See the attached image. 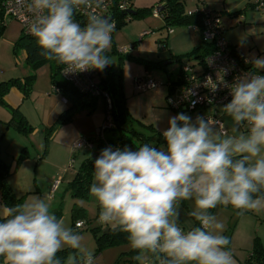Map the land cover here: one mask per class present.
Returning a JSON list of instances; mask_svg holds the SVG:
<instances>
[{"label": "clouds", "instance_id": "obj_1", "mask_svg": "<svg viewBox=\"0 0 264 264\" xmlns=\"http://www.w3.org/2000/svg\"><path fill=\"white\" fill-rule=\"evenodd\" d=\"M103 5L104 0H29V31L40 55L70 71H103L111 63L106 52L114 30V22L96 11ZM78 13L86 14L85 24L76 20ZM253 67L264 69V58ZM209 81L212 92L229 89L231 100L221 111L231 118L230 131L178 113L162 132L165 147L108 146L94 160L89 194L100 206L99 222L128 234L137 252L132 259L140 264H235L229 238L221 234L224 225L209 209L231 205L238 215L264 209V75L248 72L231 84ZM189 200L194 208L188 215L199 226L184 228L180 202ZM81 241L39 197L8 207L0 221L4 264H94ZM65 247L76 251L62 260L57 254Z\"/></svg>", "mask_w": 264, "mask_h": 264}, {"label": "rangeland", "instance_id": "obj_2", "mask_svg": "<svg viewBox=\"0 0 264 264\" xmlns=\"http://www.w3.org/2000/svg\"><path fill=\"white\" fill-rule=\"evenodd\" d=\"M181 2L185 10L204 7L218 14L224 28L223 37L252 63V68L255 59L264 58V17L254 8L253 0ZM131 3V10L142 11L143 15L125 19L111 33L107 50L111 58L110 66L116 75L121 76L123 94L132 119L153 125L163 132L169 126V118L178 114L168 103L170 98L176 97L178 84L174 83V89L170 90L168 82H176L182 63L198 62V59L186 54L203 40L198 32L187 26H175L170 34L166 28H161L165 25L164 21L155 11L162 0H132ZM22 36V27L15 20L8 21L0 32V156L7 162L14 160L17 163L18 178H9L15 195L23 196L24 203L37 197L44 199L50 205V211L69 228H72L71 209L81 207L85 214L78 220L85 225L80 230L75 227L73 230L81 235L82 248L93 252L94 264H140L132 259L137 252L131 249L129 243L104 248L95 254L98 251L95 234L104 236L108 228L113 227L98 221L100 206L94 197L89 194L87 198L79 199L71 193L70 183L78 167L95 150V146L85 145L78 149L73 146L83 137L94 136L106 122L103 97L95 99L93 108L80 109L69 115V119L58 120L70 102H66L61 93L53 92L48 65L33 69L26 62L24 48L18 43ZM165 36L166 47L159 49V41ZM122 48L130 49L129 54L120 56ZM171 56H179L180 61L169 60L164 65L165 58ZM29 76H33V80L27 95L16 86H7L12 80L24 83ZM138 78H150L158 85L138 90L135 86ZM22 117L26 126L31 128L30 132L15 127V121ZM138 129L151 136L150 145L158 148L166 146L163 136L157 143L151 130ZM105 135L108 136L109 132L106 131ZM93 178L94 174L91 184ZM239 211L231 205L225 206V224L221 234L229 238L228 246L235 254L233 258L240 255L243 261L256 242L264 248V209L260 212L245 211L243 215H238ZM75 251L65 247L57 256L63 260ZM0 264H4L3 257H0Z\"/></svg>", "mask_w": 264, "mask_h": 264}, {"label": "trees", "instance_id": "obj_3", "mask_svg": "<svg viewBox=\"0 0 264 264\" xmlns=\"http://www.w3.org/2000/svg\"><path fill=\"white\" fill-rule=\"evenodd\" d=\"M161 6H163V9L160 11V16L165 24L161 28L173 29V27L175 26H201L202 14L199 12L193 13L192 15L185 14L184 5L181 0H162V3L158 7ZM142 15V11H136L135 15L130 14L129 17L125 16L124 14H119L116 18L117 23L114 27V30L117 29L119 25L125 21V19L130 20L132 17H141ZM5 25L6 24L0 26V32L5 27ZM166 39L167 36L161 39V41L164 42L165 46ZM18 43L23 46L25 52V60L33 69H38L43 65H48L49 78L52 84V89L54 87L59 88V93H61L65 97L67 102H70V106L60 114L58 120L69 119V115H72L75 111H78L80 109L93 108L95 99L99 96H90L88 94L79 92L74 87H72V85L64 81L60 74L62 64H59L56 61L46 60L43 56H41V49L37 45L34 37L23 34ZM210 50L211 46L202 41L200 45L193 48V50L187 53L186 56H192L198 59L199 62H202L204 57L209 53ZM233 50L235 51L234 47ZM106 54L108 55L107 52ZM128 54L129 52L120 53V56ZM167 60L180 61V57L171 56ZM32 80L33 76L27 77L24 83H19L18 81L12 80L8 83L7 86H16L19 88V90L23 91L24 95H27L30 90V84ZM98 82L99 89L106 92L112 102V126L109 129H105L103 131V139L96 136V132L92 137H85L92 143L93 148L95 146V150L91 153L90 157L85 158L84 161L80 164L72 179V182L70 183L72 196L79 199H85L89 196L91 179L94 174V160L100 155L102 149L108 146H112V148L115 150V148L117 147L123 149L125 146H127L131 150H136L145 143L149 144L151 136L146 135L138 128H145L149 131L151 130L156 136L158 142H160V138L162 137V135L154 129L153 125H147L141 120L132 119L123 94L121 76H118L114 73L112 67L110 66V63L104 68L103 71L99 72ZM174 83H177V79L176 82H168L170 90L174 89ZM11 121L13 122L14 120ZM15 127L19 130L28 132L31 131V128H28L25 121H23V117L22 119H18L17 121H15ZM52 127L49 128V132H51ZM244 130L246 131V129ZM106 131L109 132L108 136L105 135ZM46 139H48V137H46ZM9 170L10 165L0 156V202L4 209H7L8 207H11L13 205L24 203L23 196L17 197L14 194L11 185L9 184ZM71 213V227L72 229H75L74 222L80 219V217H83L85 213L84 210L79 206L73 207L71 209ZM4 218L5 216H0V221H2ZM88 222L89 219H87L86 223ZM105 234L108 236H98L95 234L98 250L95 254L100 253L101 249L104 248L118 246L122 243H129L128 234L119 230L118 228H108V231ZM244 264H264V248H262L259 243L256 242L254 244V247L248 258L245 260Z\"/></svg>", "mask_w": 264, "mask_h": 264}, {"label": "built area", "instance_id": "obj_4", "mask_svg": "<svg viewBox=\"0 0 264 264\" xmlns=\"http://www.w3.org/2000/svg\"><path fill=\"white\" fill-rule=\"evenodd\" d=\"M132 0H104V5L97 9V13L101 16L110 17L116 25V18L119 14H124L129 17V10L132 9ZM29 0H0V26L7 24L10 20L17 21L24 35L32 36L29 31L31 14L27 10ZM254 8L261 12L264 17V0H253ZM158 8V7H157ZM155 11V14L160 15V12ZM199 12L202 14L201 26H190L197 31L202 40L211 46V50L204 57L202 62L191 64L190 62L182 63L180 71L177 75V94L173 99L168 100L171 109L177 113H192L196 111L204 112L203 117L211 121L217 126V129L222 130L223 123L221 120V107L231 100L229 89L221 87L218 91L210 90L211 83L207 82L210 77L213 82H217L220 78L231 84L234 79L248 72H257L264 75V69L256 70L252 68L249 60L233 50L232 45L223 37V25L218 14L201 7L185 10L184 13L192 15ZM76 20L82 25L86 23V14L78 13ZM168 34L173 29L167 28ZM143 32L142 34H145ZM33 37V36H32ZM166 46L163 41L159 42V49H164ZM120 53H128L130 49L122 48ZM99 70L90 69L85 71H70L67 65L62 64L61 77L64 81L72 85L79 92L90 96H102L106 107V122L97 129L96 136L103 139V131L109 129L111 124L112 102L106 92L101 91L98 87ZM158 85L150 78L140 79L135 81V86L138 90H146L155 88ZM53 92L59 93V88L54 87ZM168 95L167 97H169ZM243 128V127H241ZM245 129V128H243ZM92 147V143L85 137L74 143V148L78 149L83 146ZM114 150V149H113ZM79 225V226H77ZM82 221H76L74 227L81 229L84 227Z\"/></svg>", "mask_w": 264, "mask_h": 264}, {"label": "crops", "instance_id": "obj_5", "mask_svg": "<svg viewBox=\"0 0 264 264\" xmlns=\"http://www.w3.org/2000/svg\"><path fill=\"white\" fill-rule=\"evenodd\" d=\"M191 28V27H190ZM194 32H197L194 30ZM167 44V42H166ZM235 51L238 53V51L235 49ZM166 54V53H164ZM239 54V53H238ZM169 58V57H168ZM167 58V59H168ZM165 58V64L166 65L167 63H169L170 61L167 60ZM251 63V62H250ZM252 64V63H251ZM15 92L20 94L19 91L17 89H15ZM67 102V101H66ZM12 105H14V102L12 103ZM222 112V111H221ZM130 113V112H129ZM221 114V120H222V123H223V128L222 130H219L217 129L218 131L220 132H225V131H230L231 127H232V121H231V118L229 116H227L225 113H220ZM188 116L192 117L193 120H195V118L197 116H202L204 115V112H201V111H196V112H193V113H189L187 114ZM157 122V121H156ZM158 125V124H157ZM96 127V126H95ZM160 127V126H159ZM158 133H162L160 129L158 128H154ZM241 131H245L243 128H241ZM43 131L41 130V134L43 135L44 133H42ZM162 135V134H161ZM161 142V140H160ZM159 143V142H158ZM71 144V143H70ZM93 148V147H92ZM158 148V147H157ZM8 164L10 165V170H9V178L10 176L13 178H18L17 176V163L13 161L11 162H8ZM10 181V180H9ZM16 182H20L18 179H16ZM9 184L11 185L13 191L15 192V188L13 187L12 183L9 182ZM15 194V193H14ZM194 208V204H193V201L189 200V201H183L180 202V219H179V224L181 227H184V228H190L192 225H195V226H199L198 225V222H196L194 220V218H191L188 213H190ZM0 216H5V212H6V209H4L1 205V202H0ZM101 211V209H100ZM209 212L213 215H215L217 217V220L222 222L223 225L225 224V206L224 205H218L216 208L214 209H209ZM100 213V212H99ZM98 221H99V217L97 218ZM77 221H81V220H77ZM80 230V229H79ZM230 249L232 255L234 256V252H233V249L232 248H229L228 246V250ZM236 257V256H235ZM242 258L243 256H240L238 255L234 260H235V264H244L245 260L247 259H244L242 261Z\"/></svg>", "mask_w": 264, "mask_h": 264}, {"label": "water", "instance_id": "obj_6", "mask_svg": "<svg viewBox=\"0 0 264 264\" xmlns=\"http://www.w3.org/2000/svg\"><path fill=\"white\" fill-rule=\"evenodd\" d=\"M162 9H163V6L158 7V8H157V11L160 12ZM128 12H129V14H131V15H135V14H136V11H134V10H129ZM109 18H110V17H109Z\"/></svg>", "mask_w": 264, "mask_h": 264}]
</instances>
